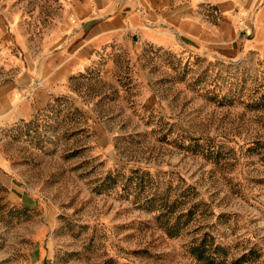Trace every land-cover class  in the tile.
<instances>
[{
    "label": "rangeland",
    "instance_id": "obj_1",
    "mask_svg": "<svg viewBox=\"0 0 264 264\" xmlns=\"http://www.w3.org/2000/svg\"><path fill=\"white\" fill-rule=\"evenodd\" d=\"M83 1L0 0V85L75 57ZM129 1L100 0L112 15L88 26ZM263 5L230 30L232 54L126 31L91 45L48 107L1 127L0 264H204L202 242L219 263L264 264Z\"/></svg>",
    "mask_w": 264,
    "mask_h": 264
},
{
    "label": "crops",
    "instance_id": "obj_2",
    "mask_svg": "<svg viewBox=\"0 0 264 264\" xmlns=\"http://www.w3.org/2000/svg\"><path fill=\"white\" fill-rule=\"evenodd\" d=\"M171 1L131 0L125 6L126 15L113 13V18L91 27L88 26L90 20L112 15L107 10L110 6L102 3L99 5L100 0L81 2L77 7L78 13H74L75 17L81 13H86L89 17L82 19L81 25L75 31L76 36L71 41L78 46L75 57L59 54V61L47 64L46 77L39 78L38 70H26L17 79L1 84L0 128L34 118L38 110L53 102L59 86L65 83L56 82L65 75L61 74L63 70L85 65L86 48L91 45L103 46L124 31L131 33L133 41L136 38L164 50L191 49L201 50L203 53L232 54L237 37L231 40L230 30L235 29L237 22L246 19V13L249 12L247 5L253 6L261 0H194L188 6L180 0ZM204 4L216 8L217 15L220 16L218 25L203 15L201 6ZM255 28L258 30V39L262 30L264 31V5L258 12Z\"/></svg>",
    "mask_w": 264,
    "mask_h": 264
},
{
    "label": "trees",
    "instance_id": "obj_3",
    "mask_svg": "<svg viewBox=\"0 0 264 264\" xmlns=\"http://www.w3.org/2000/svg\"><path fill=\"white\" fill-rule=\"evenodd\" d=\"M192 254L201 262L204 264H222L217 262V259L207 255V248L205 246V243L202 242L201 244H198L194 246L192 249ZM241 260H237L234 262V264L240 262Z\"/></svg>",
    "mask_w": 264,
    "mask_h": 264
}]
</instances>
